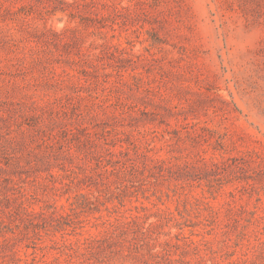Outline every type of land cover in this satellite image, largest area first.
Instances as JSON below:
<instances>
[{
    "label": "rangeland",
    "instance_id": "rangeland-1",
    "mask_svg": "<svg viewBox=\"0 0 264 264\" xmlns=\"http://www.w3.org/2000/svg\"><path fill=\"white\" fill-rule=\"evenodd\" d=\"M0 264H264V0H0Z\"/></svg>",
    "mask_w": 264,
    "mask_h": 264
}]
</instances>
